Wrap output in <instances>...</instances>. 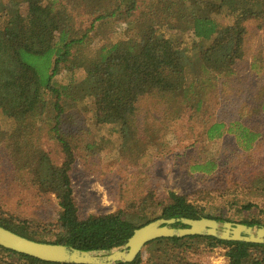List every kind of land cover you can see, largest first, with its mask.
<instances>
[{
  "label": "trees",
  "instance_id": "trees-1",
  "mask_svg": "<svg viewBox=\"0 0 264 264\" xmlns=\"http://www.w3.org/2000/svg\"><path fill=\"white\" fill-rule=\"evenodd\" d=\"M6 2L13 8L7 11L0 0V16L4 11L9 16L0 28V111L15 126L12 132L0 129V142L15 157L20 173L31 175L39 191L56 196L60 212L55 224L41 225L0 211V226L34 241L95 251L123 247L136 229L162 218L231 220L207 209L208 191L188 195L169 192L165 198L150 191L115 213L81 219L70 175L79 146L70 142L64 117L77 108V103L91 100L96 123L115 125L121 151L129 157L140 156L147 143L134 122L142 101L149 96L168 99L180 104L154 103L161 105L162 115L180 117L179 113L189 110L196 116L204 106L207 91L202 98L198 96L203 84L206 89L218 76L231 75L236 62L244 58L246 24L261 21L260 26L264 25V0H76L77 14L81 16L85 10L93 16L89 29H77L67 7L58 0ZM23 6L27 15L19 10ZM219 15L233 18L221 25ZM135 16L139 20L133 22ZM110 20L127 22L131 36L88 57L85 51L95 24ZM160 27L176 35L167 37L159 32ZM187 33L193 42L190 50L177 36ZM257 69L252 64L251 70ZM62 70H82L84 76L80 81L61 84L57 76ZM258 111L264 113V103ZM149 116L157 118L159 114ZM41 130L47 133L52 147L64 155L61 165L41 147L37 137ZM225 134H232L244 152L253 151L261 137L240 119L217 121L207 129L211 141ZM90 144L87 151L93 150ZM219 163L195 161L190 169L192 174L216 175ZM252 187L256 188L252 191L264 192V177L255 178ZM254 207L252 203L242 205L245 210ZM239 222L264 228L263 220L244 218ZM201 244L224 248L228 264H264L263 244L206 236L157 239L146 245V262L140 255L132 263L119 264H197L188 255ZM0 264L61 263L0 246Z\"/></svg>",
  "mask_w": 264,
  "mask_h": 264
},
{
  "label": "rangeland",
  "instance_id": "rangeland-1",
  "mask_svg": "<svg viewBox=\"0 0 264 264\" xmlns=\"http://www.w3.org/2000/svg\"><path fill=\"white\" fill-rule=\"evenodd\" d=\"M2 1L7 11L13 8L6 0ZM58 1L67 7L77 29L90 28L93 16L85 10L81 16L77 14L76 0ZM19 10L27 15L24 6ZM1 15L0 28L9 19L6 11ZM137 18L135 16L133 22L138 21ZM230 18L233 17H217L221 25L231 22ZM260 22L246 24L245 56L236 62L233 73L213 79L212 87L204 89L203 84V90L198 94L202 98L207 91L203 111L196 116L189 110L179 113L180 117L162 115L160 104H180L169 103L168 99L149 96L142 101L138 117L133 121L143 132L147 143L140 156L129 157L121 151V140L115 125L96 123L91 100L77 103V108L66 114L64 121L70 142L79 146L70 175L81 219L115 213L123 209L128 201L150 191L161 198L169 192L188 195L208 191L207 209L221 214L224 219L231 218L226 222L240 224L239 221L244 218L264 221V192L251 190L256 189L252 187L254 179L264 177V113L258 111L259 105L264 103V25L260 26ZM159 32H164L167 37L176 35L163 27ZM131 34L127 22L123 20L98 22L91 32L92 41L85 53L93 57L101 47L116 44ZM177 36L180 40L182 38L183 47L190 50L192 37L188 33L184 37ZM205 46H209L208 43ZM252 64L257 65L256 71L251 70ZM83 76L82 70H62L57 80L67 84L71 80L80 81ZM156 102L160 104H154ZM152 113L159 116L151 118L149 115ZM239 119L261 136L253 151L240 149L232 134L212 141L208 139L207 129L213 123ZM14 126L15 123L0 111V129L12 132ZM150 135L154 136L148 139ZM37 137L52 161L61 165L64 155L52 147L47 133L41 130ZM88 144L92 145V151H87ZM93 144L100 150L95 149ZM6 148L0 142V211L9 217L41 225L55 224L60 212L56 196L39 191L31 175L20 173L15 157ZM195 161L197 164L220 162V172L216 175L192 174L190 166ZM249 203L256 207L251 210L242 208ZM199 248L189 253L191 261L197 264H228L224 248L211 249L202 244ZM148 257L145 247L142 261L146 262Z\"/></svg>",
  "mask_w": 264,
  "mask_h": 264
},
{
  "label": "water",
  "instance_id": "water-1",
  "mask_svg": "<svg viewBox=\"0 0 264 264\" xmlns=\"http://www.w3.org/2000/svg\"><path fill=\"white\" fill-rule=\"evenodd\" d=\"M180 223L181 226H177ZM191 236L213 237L223 241L264 245V228L222 222L216 219H158L138 229L120 248L85 251L71 246L38 242L0 226V246L45 262L61 264H119L132 263L147 244L161 238Z\"/></svg>",
  "mask_w": 264,
  "mask_h": 264
}]
</instances>
